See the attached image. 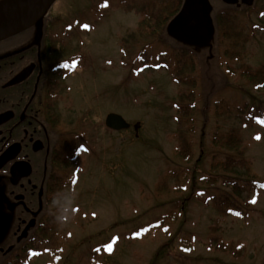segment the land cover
Listing matches in <instances>:
<instances>
[{
	"label": "rangeland",
	"instance_id": "obj_1",
	"mask_svg": "<svg viewBox=\"0 0 264 264\" xmlns=\"http://www.w3.org/2000/svg\"><path fill=\"white\" fill-rule=\"evenodd\" d=\"M105 1L59 0L51 10L65 19L62 27L74 20L84 26L94 21L90 31L81 30L61 44L65 48L61 59L75 55L76 49L89 56L90 63L85 59L69 86L71 94L78 96L73 116L87 117L90 109L97 128L94 148L82 158L79 183L65 206L61 260L55 263L43 255L32 264H264V192L248 218L237 219L221 215L213 203H206L225 190L202 182L214 162L216 130L232 129L242 135L246 160L264 181V128L241 129L250 112L264 110V89L256 88L247 75L248 70L254 74L264 66V5L219 19L222 29L234 28L240 35L237 53L224 38L199 51L193 72L197 105L190 117L193 159L185 163L175 153L174 139L187 131L176 123L175 105L184 89L164 70L138 72L142 68L139 54L147 50L156 55L167 43L162 38L161 45L157 34L146 33L144 27L152 23L142 25L145 0H109V6L102 8ZM207 53L213 57L208 64L203 60ZM109 113L122 116L132 127L110 132L104 126ZM138 122L141 128L136 137L133 125ZM168 169L186 171L188 179L165 177ZM175 207L179 215L170 226V236L153 230L141 239L132 238V233ZM184 239L190 240V251L182 249ZM217 239L240 243L245 250L237 256L218 251Z\"/></svg>",
	"mask_w": 264,
	"mask_h": 264
},
{
	"label": "flooded vegetation",
	"instance_id": "obj_2",
	"mask_svg": "<svg viewBox=\"0 0 264 264\" xmlns=\"http://www.w3.org/2000/svg\"><path fill=\"white\" fill-rule=\"evenodd\" d=\"M210 2L214 23L264 5V0ZM64 22L48 13L41 37L35 25L0 41V264L25 263L43 237L64 229L73 180L87 155L81 149L94 148L95 117L90 109L87 117L73 116L78 96L69 86L90 58L76 49L61 59V44L82 30L80 23L62 27Z\"/></svg>",
	"mask_w": 264,
	"mask_h": 264
},
{
	"label": "trees",
	"instance_id": "obj_3",
	"mask_svg": "<svg viewBox=\"0 0 264 264\" xmlns=\"http://www.w3.org/2000/svg\"><path fill=\"white\" fill-rule=\"evenodd\" d=\"M145 6L143 7L142 25L152 23V26H145L144 29L147 34L158 38V42L163 44L162 38L165 39L167 46H163L164 49L158 50L154 55L148 53L147 50L141 52L138 56V61L141 63L142 68L138 70L141 72L146 69L164 70L168 72L172 77V82L180 86L182 92H180V101L175 105L176 109V123L179 127H186L187 131L178 133L174 136L177 142L175 153L180 156L183 162H189L193 159V141L192 131L194 126L190 121L194 109L197 105L195 100L194 86L197 85L196 78L193 75L195 71V60L199 57V51L203 49L191 48L180 44L169 37L167 33V26L169 22L179 13L184 0H153V3L149 0H145ZM109 6V0L102 3V8ZM158 9L155 13L153 9ZM167 12L166 15H162L161 12ZM100 12V9L98 10ZM264 14V13H263ZM79 23V22H74ZM223 23V22H222ZM216 35L213 41V45L217 44L221 38L227 39L231 42V48L237 47L240 43V35L235 34L234 28L222 29V24L219 21L215 23ZM163 26V30L158 28ZM237 27L241 25L237 24ZM82 28V26H80ZM66 31L72 30V26H66ZM235 35V36H234ZM230 54V49L226 52V55ZM234 56V55H233ZM156 63H152L154 58ZM213 59L212 54L207 53L204 55L203 60L206 64ZM237 61L241 58L236 57ZM248 79L258 89H264V66L255 71L252 74L248 70ZM251 125H261L264 127V110H258L255 114L249 113L244 125L241 129H246ZM212 148L214 150L211 167L207 177L202 179L205 185L210 188L221 187L224 192L210 196L206 203H213V207L216 212L221 215L234 216L238 218H248V213L256 205V198L260 193L264 192V181L253 170V163L250 160H246L245 153L242 150V135L238 130L232 129L229 132H223V130H216L213 136ZM186 171H176L174 169H168L165 177L175 178L177 176H183V181L188 179ZM166 184V180L161 182ZM228 190L232 191V194H228ZM175 191H178L177 189ZM202 196V195H201ZM243 199V202L241 201ZM179 206V205H178ZM179 215V207L161 215L157 220L151 224L139 228L132 233L133 239H141L143 235L151 231H163L167 236H170V226L177 222ZM61 229L49 233L42 238V242L33 246V254L31 260L27 261V264H32L37 258L43 255H49L55 263L60 262L61 256L65 251V243L63 241ZM218 240L216 248L218 251L233 252L235 256L239 255L245 248L242 244L237 243H224L222 240ZM215 242V241H214ZM190 240L184 239L181 243L183 250L190 251Z\"/></svg>",
	"mask_w": 264,
	"mask_h": 264
},
{
	"label": "water",
	"instance_id": "obj_4",
	"mask_svg": "<svg viewBox=\"0 0 264 264\" xmlns=\"http://www.w3.org/2000/svg\"><path fill=\"white\" fill-rule=\"evenodd\" d=\"M59 0H13L0 5V41L19 34L32 26L42 35V21ZM228 4L238 0H224ZM181 11L168 25L167 33L176 42L191 48H211L216 34L210 0H185ZM105 125L114 131L128 130L131 125L120 115L111 113ZM141 125H134L136 137Z\"/></svg>",
	"mask_w": 264,
	"mask_h": 264
},
{
	"label": "bare ground",
	"instance_id": "obj_5",
	"mask_svg": "<svg viewBox=\"0 0 264 264\" xmlns=\"http://www.w3.org/2000/svg\"><path fill=\"white\" fill-rule=\"evenodd\" d=\"M10 1H13V0H0V5L9 3Z\"/></svg>",
	"mask_w": 264,
	"mask_h": 264
}]
</instances>
